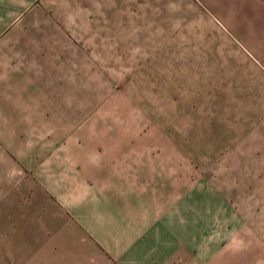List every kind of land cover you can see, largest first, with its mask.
<instances>
[{
    "label": "rangeland",
    "instance_id": "1",
    "mask_svg": "<svg viewBox=\"0 0 264 264\" xmlns=\"http://www.w3.org/2000/svg\"><path fill=\"white\" fill-rule=\"evenodd\" d=\"M0 264H264V0H31Z\"/></svg>",
    "mask_w": 264,
    "mask_h": 264
},
{
    "label": "crops",
    "instance_id": "2",
    "mask_svg": "<svg viewBox=\"0 0 264 264\" xmlns=\"http://www.w3.org/2000/svg\"><path fill=\"white\" fill-rule=\"evenodd\" d=\"M30 3L31 0H0V50L5 37L14 32Z\"/></svg>",
    "mask_w": 264,
    "mask_h": 264
}]
</instances>
